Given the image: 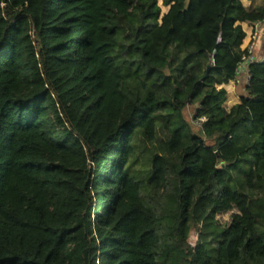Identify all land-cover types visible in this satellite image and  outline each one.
Instances as JSON below:
<instances>
[{"label":"trees","instance_id":"trees-1","mask_svg":"<svg viewBox=\"0 0 264 264\" xmlns=\"http://www.w3.org/2000/svg\"><path fill=\"white\" fill-rule=\"evenodd\" d=\"M164 6L0 0V264H264V63L229 111L222 88L264 6Z\"/></svg>","mask_w":264,"mask_h":264},{"label":"rangeland","instance_id":"rangeland-1","mask_svg":"<svg viewBox=\"0 0 264 264\" xmlns=\"http://www.w3.org/2000/svg\"><path fill=\"white\" fill-rule=\"evenodd\" d=\"M158 5L161 8L162 14L167 12L168 7L164 6V0H158ZM222 88H223V86H222ZM227 96H228V93H227ZM227 102H228V98L226 99V102L224 103L225 108L228 107ZM197 108H198V105H191V106H188L183 112V116H184L185 120L191 126L194 133H198L199 130H201V123H202V121L197 120L195 118ZM157 146L158 145H151L148 143L139 149V152L137 154L138 163L134 167V170L136 171L138 176L145 177L147 175L145 163L147 162L148 159L150 160L152 158L151 157L152 154H154L158 151ZM167 204H169V203H165V205H166L165 207H167ZM168 208H170V207L168 206ZM168 210H170V209H168ZM233 213L234 212H229L227 214L218 215L216 217L218 224L220 226H226L227 224H229L231 216L233 215ZM170 217L171 216L169 213L165 214V219H166L165 221L167 222V225L170 224V221H171ZM213 226H216V225H210V224H207L206 222H201L198 225L192 224L190 227V229H191V234L189 237L190 244L194 247L200 238L202 242H204V243L206 242V244L208 245L209 248L210 247L212 248L211 242H212L213 237H211L208 234H209V232H212L214 229H216ZM167 250L168 251L171 250V246L170 247L163 246V250H162V256L163 257L167 254Z\"/></svg>","mask_w":264,"mask_h":264},{"label":"crops","instance_id":"crops-1","mask_svg":"<svg viewBox=\"0 0 264 264\" xmlns=\"http://www.w3.org/2000/svg\"><path fill=\"white\" fill-rule=\"evenodd\" d=\"M241 2L245 7L252 9H255L259 6H264V0H241ZM241 26L246 33V38L241 47L242 50H246L248 46L252 45L253 56L255 58L254 62H261L264 59V22L257 24L241 23ZM248 83L249 67L247 68L246 65H242L239 68L236 80L230 82L228 85L223 86V88L228 93V107L225 108L226 110L229 111L233 106L239 103L240 97L246 95Z\"/></svg>","mask_w":264,"mask_h":264},{"label":"built area","instance_id":"built-area-1","mask_svg":"<svg viewBox=\"0 0 264 264\" xmlns=\"http://www.w3.org/2000/svg\"><path fill=\"white\" fill-rule=\"evenodd\" d=\"M246 50H248V56L243 59V62L240 66L246 65V67L248 68L250 67L249 65L253 63H264V59L261 62H254L255 58L253 56V46L252 45L248 46Z\"/></svg>","mask_w":264,"mask_h":264}]
</instances>
